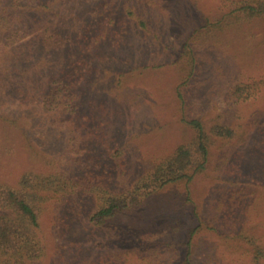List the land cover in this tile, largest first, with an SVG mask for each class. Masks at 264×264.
I'll return each mask as SVG.
<instances>
[{
    "label": "rangeland",
    "instance_id": "374dc122",
    "mask_svg": "<svg viewBox=\"0 0 264 264\" xmlns=\"http://www.w3.org/2000/svg\"><path fill=\"white\" fill-rule=\"evenodd\" d=\"M242 1L0 0V200L90 190L42 203L33 264H264V13ZM192 120L203 169L95 224L96 191L130 196Z\"/></svg>",
    "mask_w": 264,
    "mask_h": 264
},
{
    "label": "trees",
    "instance_id": "16d2710c",
    "mask_svg": "<svg viewBox=\"0 0 264 264\" xmlns=\"http://www.w3.org/2000/svg\"><path fill=\"white\" fill-rule=\"evenodd\" d=\"M238 9L251 16L261 15L264 13V0L242 1ZM190 124L197 129L195 141L178 147L171 156L150 169L144 180L138 185L135 183L127 192L131 197L124 193L104 192L109 196L105 204L103 202L107 198L103 195L99 197L101 191H96L97 195L94 196L98 199V210L91 217L95 224L104 223L118 209L133 204L137 200V196H134L136 192L144 190L149 194L168 183L181 180L188 182L192 178L190 171L203 169L208 153L207 136L199 120H192ZM81 189L84 192L90 191L78 181H67L65 178L59 179L55 188L50 186L48 180L37 179L31 182L25 177L20 180L17 189L2 192L0 206L5 212L0 213V264H33L44 251L38 234L42 203L51 198L50 195L70 194ZM123 196V199H117ZM260 252L258 249L257 253ZM254 261L261 264L257 256Z\"/></svg>",
    "mask_w": 264,
    "mask_h": 264
}]
</instances>
